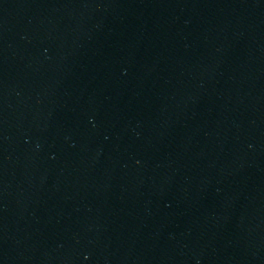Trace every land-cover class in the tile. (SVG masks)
<instances>
[{
	"label": "water",
	"instance_id": "95a60500",
	"mask_svg": "<svg viewBox=\"0 0 264 264\" xmlns=\"http://www.w3.org/2000/svg\"><path fill=\"white\" fill-rule=\"evenodd\" d=\"M0 264H264V0H0Z\"/></svg>",
	"mask_w": 264,
	"mask_h": 264
}]
</instances>
